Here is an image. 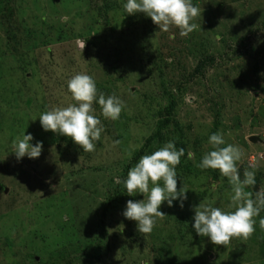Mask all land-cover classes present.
I'll list each match as a JSON object with an SVG mask.
<instances>
[{
  "label": "rangeland",
  "instance_id": "rangeland-1",
  "mask_svg": "<svg viewBox=\"0 0 264 264\" xmlns=\"http://www.w3.org/2000/svg\"><path fill=\"white\" fill-rule=\"evenodd\" d=\"M192 2L202 15L182 37L127 14L125 0H0V264H264V210L247 240L227 246L192 227L199 203L234 210L228 179L197 167L212 133L242 148L241 178L256 173L245 191L264 190V0ZM77 73L124 105L112 121L93 103L104 131L91 152L38 117L75 103ZM23 132L43 142L38 158L11 152ZM169 140L185 150L177 188L188 198L163 203L144 235L122 214L144 195L128 196L123 180Z\"/></svg>",
  "mask_w": 264,
  "mask_h": 264
},
{
  "label": "clouds",
  "instance_id": "clouds-1",
  "mask_svg": "<svg viewBox=\"0 0 264 264\" xmlns=\"http://www.w3.org/2000/svg\"><path fill=\"white\" fill-rule=\"evenodd\" d=\"M124 11L129 14L144 13L158 26L160 31L167 32L171 26L178 28L182 37L188 36L198 25L194 19L202 15L200 9L192 0H125ZM85 40H78V46L83 50ZM260 75L264 76V73ZM264 86V85H262ZM68 91L75 103L67 107H52L42 112L38 117L44 131H52L70 138L84 152L95 149V141L101 138L104 125L100 118L94 115L93 103L101 106L105 119L116 121L123 110V101L116 95L98 93L95 79L86 73H77L67 81ZM37 117L33 120L35 121ZM34 139L31 133L23 132L12 142L11 152L17 161L27 156L38 158L43 149V142ZM212 150L203 155L197 167L203 170H219L231 186L233 202L232 211H225L212 203H199L194 207L193 229L197 235L207 237L214 245L227 246L233 238L247 240L255 231L256 220L264 210V190L253 194L245 191L250 185H255V171L242 174L238 168L244 153L240 146L226 143L224 134L220 131L208 137ZM185 155L183 148L177 149L175 141L169 140L162 147L150 154L142 155L134 166L130 167L123 186L130 197L143 194L141 200L129 199L123 210L126 219L137 222V230L150 234L157 222L165 214L160 210L163 203L169 207L177 202L181 208L187 200L188 188L183 184L177 188V166ZM191 158V153L188 154ZM180 179V178H179ZM181 180V179H180ZM119 183L120 181L117 180ZM264 228V218L260 219Z\"/></svg>",
  "mask_w": 264,
  "mask_h": 264
}]
</instances>
